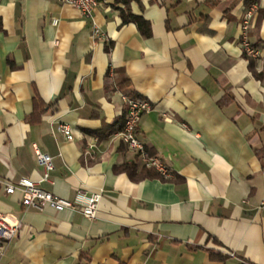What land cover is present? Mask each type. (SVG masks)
<instances>
[{"label":"crops","instance_id":"0c3cea01","mask_svg":"<svg viewBox=\"0 0 264 264\" xmlns=\"http://www.w3.org/2000/svg\"><path fill=\"white\" fill-rule=\"evenodd\" d=\"M124 7L103 0L86 18L0 0V214L22 224L0 239V264H264V0L132 1L150 37ZM138 97L152 103L140 138L166 179L115 171L150 167L112 131ZM35 147L53 158L47 181ZM22 177L69 199L101 192L96 218L26 208L4 188Z\"/></svg>","mask_w":264,"mask_h":264},{"label":"built area","instance_id":"2783aa9c","mask_svg":"<svg viewBox=\"0 0 264 264\" xmlns=\"http://www.w3.org/2000/svg\"><path fill=\"white\" fill-rule=\"evenodd\" d=\"M60 5H66L76 8L84 17L90 18L94 10L102 3L103 0H55ZM251 15L248 12L247 17ZM248 21L244 23V34L242 45L244 52L249 57H257L259 51L254 47L247 36ZM94 36L102 37L100 28L94 24ZM152 109V103L146 99H129L128 111L126 114L125 125L119 132L120 137L126 144L128 149L135 151L139 158L148 166L155 167L157 170L167 174L161 161L147 151L144 142L140 138L138 127L142 116ZM60 131L68 140L74 139L73 130L68 124H61ZM37 161L44 167L42 181L49 180V173L54 168L53 158L41 152L35 147ZM1 180V179H0ZM5 191L13 194L17 191L21 193V202L26 208H33L42 211L46 207H51L56 211L73 210L80 212L88 219H94L97 216L100 201L102 199L101 192L86 193L79 191L73 199L61 197L40 186V181H36L30 177H22L17 182L5 180ZM245 202V201H244ZM264 204V201L263 203ZM21 223L12 221L8 217L0 214V239L9 241L18 234ZM4 247L0 245V253Z\"/></svg>","mask_w":264,"mask_h":264},{"label":"trees","instance_id":"16d2710c","mask_svg":"<svg viewBox=\"0 0 264 264\" xmlns=\"http://www.w3.org/2000/svg\"><path fill=\"white\" fill-rule=\"evenodd\" d=\"M120 2H123L125 4V7L123 9H121V17H122V21L123 23H130L133 22L137 25L139 31L142 33V35L144 37H150L152 35V25L151 22L147 19H145L142 16H137L134 15L131 11V2L132 1H138L140 2V0H119ZM249 3H253L254 0H248ZM209 5H213V3H209V1H207ZM246 55V54H245ZM248 59H252L251 57L247 56ZM131 99H135V98H131ZM138 99H141L140 97H138ZM34 102H35V115H37L39 117V113L40 115L43 113V103L40 100V98L37 96L34 97ZM125 120H126V115L122 116L119 120H118V127L117 128H113V132L116 130H120L123 129L124 125H125ZM147 151L149 152L150 155H153V152H151L147 147H146ZM115 171L116 172H126L132 179L137 180L139 178H154V177H159L161 179H166L164 177V175H162L159 171H157L156 169H154L153 167H147V166H143L140 170H138V164L135 162H125L121 165H118L115 167ZM217 255H215L214 253H212V257H216ZM220 258H222L220 256Z\"/></svg>","mask_w":264,"mask_h":264}]
</instances>
